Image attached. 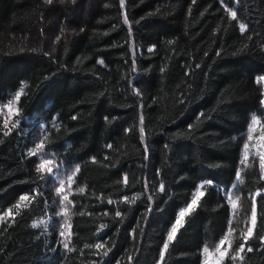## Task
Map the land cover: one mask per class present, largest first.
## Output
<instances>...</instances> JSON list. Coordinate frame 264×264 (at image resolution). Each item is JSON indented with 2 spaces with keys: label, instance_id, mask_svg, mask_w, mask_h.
I'll return each instance as SVG.
<instances>
[{
  "label": "trees",
  "instance_id": "trees-1",
  "mask_svg": "<svg viewBox=\"0 0 264 264\" xmlns=\"http://www.w3.org/2000/svg\"><path fill=\"white\" fill-rule=\"evenodd\" d=\"M262 77L264 0H0V104L23 120L0 119V264H203L226 239L220 264H264V174L243 159ZM38 126L75 169L67 247Z\"/></svg>",
  "mask_w": 264,
  "mask_h": 264
},
{
  "label": "rangeland",
  "instance_id": "rangeland-1",
  "mask_svg": "<svg viewBox=\"0 0 264 264\" xmlns=\"http://www.w3.org/2000/svg\"><path fill=\"white\" fill-rule=\"evenodd\" d=\"M255 118V124L251 123L253 131L251 133L252 139H248V129L244 135V145L248 144V156L245 158V148L243 150V159L251 160L255 159L259 162V165L262 169V173L264 174V161L261 160V156L264 155V116L263 118L253 117ZM0 119L4 122L7 128H13L20 125L22 118L19 114L15 102L11 101L6 104H0ZM253 121V119H252ZM250 127V126H249ZM32 150L31 153L37 159L39 168L41 169L42 173L44 174L45 178L50 182L55 196L57 198V205H56V213L54 218L51 219V229L55 231L57 240L59 245L62 247L65 246L68 240L69 234V204H68V195L71 191V180L74 175L75 169L73 167L67 166L61 162H59L55 156L44 148V132L42 127L38 126L33 129L32 132ZM238 182H235L229 192L228 198L231 203V207L233 210L237 208V196L235 187ZM202 185H198L194 192V199H198L202 193ZM62 187V190H61ZM67 197L65 200L64 197ZM235 204V207H233ZM187 208V207H186ZM183 209L181 211L186 210ZM180 211V212H181ZM179 212V214H180ZM178 219H182L180 215ZM176 220V221H177ZM50 220H42L40 221L43 226L46 228L48 226V222ZM176 225V222L173 226ZM252 215L249 220V229L253 227ZM172 226V227H173ZM172 230V228H171ZM171 233V232H170ZM249 234V231H248ZM220 247V251L225 252L229 246L228 239L221 245L209 246L207 247L208 252H204V262L203 264H220L222 259L224 258L220 256L218 252H216L215 247Z\"/></svg>",
  "mask_w": 264,
  "mask_h": 264
},
{
  "label": "snow or ice",
  "instance_id": "snow-or-ice-1",
  "mask_svg": "<svg viewBox=\"0 0 264 264\" xmlns=\"http://www.w3.org/2000/svg\"><path fill=\"white\" fill-rule=\"evenodd\" d=\"M47 2H48V3H51V0H47ZM235 15H236V13H235V12H232V16L235 17ZM241 30H243V26H242ZM261 79H264V77H262ZM255 122H256V121H255V118H253L252 123L255 124ZM252 131H253V128H252V126L250 125V127H249V129H248V139H249V140L252 139V135H251ZM244 148H245V153H244V155H245V158H247V156H248V152H247L248 144H245V145H244ZM261 160L264 161V155L261 156ZM262 166H264V165H262ZM201 187H203V185H202ZM61 190H62V187H61ZM161 190H163V186L161 187ZM81 191H83V189H81ZM201 195H203V193H201ZM22 199H25V200H26L27 197H23ZM64 199L66 200L67 197L65 196ZM196 204H197V200H196V199H193L192 202H191V204H189V205L187 206L186 210L180 212V214H179L180 217L183 218V217L185 216L186 212H187V211H190V210H191ZM233 207H235V204H233ZM252 221H253V224H254V223H255V211H254V210H253V213H252ZM180 224H181V220L178 219V220L176 221V225L172 227L171 233H170L169 236H168V240H169V241H172V240L174 239V237H175V235H176V233H177V231H178V226H180ZM36 226H37V225H35V224L33 225V227H36ZM248 231H249V233H251V228H250ZM224 242H225V240H222V241L220 242L221 245H222ZM65 246L67 247V245H65ZM96 247H97V248H100V247H102V245H97ZM163 248H164V250L166 251L167 248H168V244L165 243V244L163 245ZM215 250H216V252H218V253L220 254L221 257H223V256L226 254L225 252L220 251V247H218V246L215 247ZM248 250L251 251V248H249ZM240 251H243V245L240 246ZM204 252H205V253L208 252L207 247L204 248ZM163 255H164V253L161 252V260L163 259ZM233 259H235V257H233Z\"/></svg>",
  "mask_w": 264,
  "mask_h": 264
}]
</instances>
